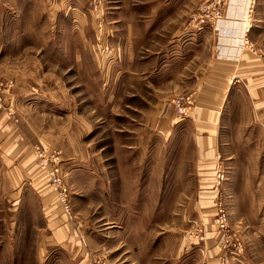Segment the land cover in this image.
<instances>
[{
    "label": "rangeland",
    "instance_id": "1",
    "mask_svg": "<svg viewBox=\"0 0 264 264\" xmlns=\"http://www.w3.org/2000/svg\"><path fill=\"white\" fill-rule=\"evenodd\" d=\"M0 84V264H264V0H0Z\"/></svg>",
    "mask_w": 264,
    "mask_h": 264
},
{
    "label": "crops",
    "instance_id": "2",
    "mask_svg": "<svg viewBox=\"0 0 264 264\" xmlns=\"http://www.w3.org/2000/svg\"><path fill=\"white\" fill-rule=\"evenodd\" d=\"M234 3L237 4L236 2H234ZM52 7H54V4L52 5ZM52 16L54 18L56 17V15H54V14ZM220 26L222 28L230 27L233 29V28L237 27V24L234 21H228V22L225 21ZM239 29H240V27H239ZM221 35H222V33H221ZM221 38H223V37H221ZM216 51H218V50L216 49ZM236 52L237 51L233 50L230 53L235 54ZM227 54H228V51H225L224 49H222L220 51V54L218 55V58H215L212 55H210L209 58L207 59L206 66L205 67L203 66L205 68L203 76L200 79L197 78V86L199 85V88L203 84H206L207 88H208V86L213 87V89H214L213 90L214 91V94H213L214 95V102L213 103L216 105V103L219 102L220 103V105L218 107L219 109H220L221 105L227 101L226 100V97L228 94L227 88L230 85V81L228 80L230 78V75H228V73L232 74L234 71V72H236L237 77L239 75V77L241 78L242 72L245 69L250 71L249 73H252L254 71L253 69L255 68V65H253L252 63H249L248 65H246L243 68L241 63L237 64V62H234V60H231V59L227 60L226 59ZM189 79L191 81V77H189ZM234 86H235V84L233 85V87ZM232 88H231V90H232ZM214 107H216V106H214ZM194 111H195L194 116L199 114L200 117L203 118V117H206L207 112H208L209 116L210 115L213 116L217 113L218 110L216 111V110L211 108L209 111L206 112L205 109L200 111L199 109L196 108ZM207 129L208 128L206 126H204L203 134L208 133L207 131H205ZM213 133H216V132L210 131L209 132L210 137H204L200 140V142L195 141L194 147H196L197 151L203 152L205 154V152H207L208 149H210L212 147L213 143L216 142L215 137L214 138L212 137Z\"/></svg>",
    "mask_w": 264,
    "mask_h": 264
},
{
    "label": "built area",
    "instance_id": "3",
    "mask_svg": "<svg viewBox=\"0 0 264 264\" xmlns=\"http://www.w3.org/2000/svg\"><path fill=\"white\" fill-rule=\"evenodd\" d=\"M217 14H219V12H217ZM1 114L5 115V117H11L12 118V114L10 112H7L6 110H4V97H3V92H2V85L0 84V115ZM12 120H13V118H12ZM13 122L15 124L14 120H13Z\"/></svg>",
    "mask_w": 264,
    "mask_h": 264
}]
</instances>
